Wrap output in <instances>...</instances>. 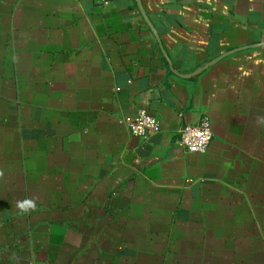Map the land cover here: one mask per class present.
Wrapping results in <instances>:
<instances>
[{
  "label": "crops",
  "instance_id": "1",
  "mask_svg": "<svg viewBox=\"0 0 264 264\" xmlns=\"http://www.w3.org/2000/svg\"><path fill=\"white\" fill-rule=\"evenodd\" d=\"M140 2L175 73L135 0H0V264H264V0Z\"/></svg>",
  "mask_w": 264,
  "mask_h": 264
},
{
  "label": "built area",
  "instance_id": "2",
  "mask_svg": "<svg viewBox=\"0 0 264 264\" xmlns=\"http://www.w3.org/2000/svg\"><path fill=\"white\" fill-rule=\"evenodd\" d=\"M107 5L110 0H96ZM131 135L139 139H148L160 132L159 121L149 115L146 110H139L135 118L128 122ZM212 140V132L208 118L204 117L197 125H186L179 132L182 148L194 154H204Z\"/></svg>",
  "mask_w": 264,
  "mask_h": 264
},
{
  "label": "water",
  "instance_id": "3",
  "mask_svg": "<svg viewBox=\"0 0 264 264\" xmlns=\"http://www.w3.org/2000/svg\"><path fill=\"white\" fill-rule=\"evenodd\" d=\"M135 3H136V5H137V8H138V10H139V12H140V14H141L143 20L145 21L147 27L149 28V30H150L151 33L153 34V36H154L156 42L158 43L159 48H160V50H161V53H162L163 57L165 58V60L167 61L168 65H169V67H170V69H171V63H170V61H169L167 55L165 54V52H164L163 49H162V46H161V44H160V40H159V36H158L157 32L155 31V29L153 28V26L151 25V23L149 22V20L147 19V16L145 15V12H144V10H143V7H142V5H141L140 0H135ZM220 58H222V57H220ZM218 60H219V59H218ZM214 63H215V60L212 61L211 63L205 65L203 68L197 69V71H195V72H194L193 74H191V75H188V76H181V75H178V76H180V77H182V78H185V79H188V78H190V77H193V76L199 74L202 70L207 69L209 66L213 65ZM171 71H172L173 73H175L172 69H171Z\"/></svg>",
  "mask_w": 264,
  "mask_h": 264
},
{
  "label": "clouds",
  "instance_id": "4",
  "mask_svg": "<svg viewBox=\"0 0 264 264\" xmlns=\"http://www.w3.org/2000/svg\"><path fill=\"white\" fill-rule=\"evenodd\" d=\"M21 214H26L30 211L35 210V202L33 200H25L18 204Z\"/></svg>",
  "mask_w": 264,
  "mask_h": 264
}]
</instances>
